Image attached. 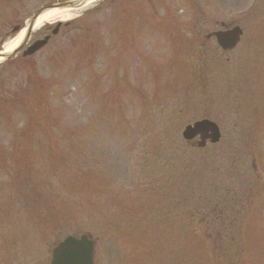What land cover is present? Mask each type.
<instances>
[{
  "label": "rangeland",
  "instance_id": "rangeland-1",
  "mask_svg": "<svg viewBox=\"0 0 264 264\" xmlns=\"http://www.w3.org/2000/svg\"><path fill=\"white\" fill-rule=\"evenodd\" d=\"M66 1L0 0V50ZM82 235L95 264H264V0H97L0 63V264Z\"/></svg>",
  "mask_w": 264,
  "mask_h": 264
},
{
  "label": "water",
  "instance_id": "water-1",
  "mask_svg": "<svg viewBox=\"0 0 264 264\" xmlns=\"http://www.w3.org/2000/svg\"><path fill=\"white\" fill-rule=\"evenodd\" d=\"M81 4L78 0H72L63 3H55L48 7L41 8L31 19L25 33V37L19 47L11 54L1 55L4 60H8L13 55L20 52L26 45L30 38L31 33L35 28L36 21L46 11L51 9H76ZM60 24L52 32L55 35L58 32ZM21 31V27L17 26L13 29V33ZM243 31L239 27H234L230 30L219 31L214 34L217 44L223 51L233 50L241 41ZM50 37H46L44 40L36 41L33 45L24 51L23 56H31L41 50L48 43ZM200 137L199 147H205L206 141L209 140L212 144H216L221 139V133L218 125L212 121L203 120L196 122L192 125H188L184 132L183 138L186 141H192ZM95 245L92 239L88 235H83L79 238L69 236L59 243L52 250L51 264H95L94 261Z\"/></svg>",
  "mask_w": 264,
  "mask_h": 264
},
{
  "label": "bare ground",
  "instance_id": "bare-ground-1",
  "mask_svg": "<svg viewBox=\"0 0 264 264\" xmlns=\"http://www.w3.org/2000/svg\"><path fill=\"white\" fill-rule=\"evenodd\" d=\"M78 1H80L81 4L76 9H64V10L63 9H51V10L46 11L36 21L35 29L47 23L64 22L66 20L68 21L75 15L93 6L97 0H78ZM24 36H25V30L21 31L17 35V37H15L14 39L4 44L1 55H7V54L13 53L22 43ZM3 60L4 59L0 57V63Z\"/></svg>",
  "mask_w": 264,
  "mask_h": 264
},
{
  "label": "flooded vegetation",
  "instance_id": "flooded-vegetation-1",
  "mask_svg": "<svg viewBox=\"0 0 264 264\" xmlns=\"http://www.w3.org/2000/svg\"><path fill=\"white\" fill-rule=\"evenodd\" d=\"M61 27H62V26H60V27L58 28V33L60 32V30H61ZM54 28H55V26H54ZM54 28H53V30H54ZM51 32H52V31H51ZM58 33H57V34H58ZM57 34H56V35H57ZM56 35H54V36H56ZM52 36H53V35H46V36H45V37H50V39H49V41H48V42H50V41H51V39H52ZM45 37H44V38H45ZM30 38H31V37H30ZM29 41H30V40H29ZM28 43H29V42H28ZM28 46H29V45H27V47H28Z\"/></svg>",
  "mask_w": 264,
  "mask_h": 264
}]
</instances>
